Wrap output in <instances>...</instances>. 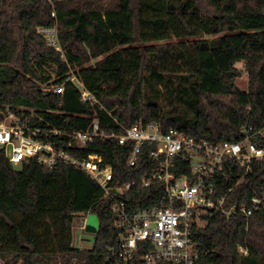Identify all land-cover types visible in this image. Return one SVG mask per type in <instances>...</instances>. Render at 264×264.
Segmentation results:
<instances>
[{"label":"trees","instance_id":"trees-1","mask_svg":"<svg viewBox=\"0 0 264 264\" xmlns=\"http://www.w3.org/2000/svg\"><path fill=\"white\" fill-rule=\"evenodd\" d=\"M55 24L63 52L37 31ZM243 70L246 90L237 83ZM73 76L96 100L81 99ZM58 84L62 93L44 90ZM5 106L68 132L86 130L94 119L109 133L157 121L165 131L212 143L239 140L244 126L264 122V0H0V109ZM129 150L107 138L74 152L101 154L119 186L149 168V159L127 167ZM263 185L264 161H253L244 175L227 160L216 195L248 204ZM127 197L139 208L160 204L165 193L154 184ZM92 211L100 218L94 244L78 247L75 222ZM115 220L103 188L82 169L48 168L34 159L15 166L0 148V264H148L149 244L142 242L132 260L114 256ZM193 235L202 264H264L262 212L248 228L245 217L215 214Z\"/></svg>","mask_w":264,"mask_h":264},{"label":"built area","instance_id":"built-area-1","mask_svg":"<svg viewBox=\"0 0 264 264\" xmlns=\"http://www.w3.org/2000/svg\"><path fill=\"white\" fill-rule=\"evenodd\" d=\"M37 31L49 45L63 52L57 24L39 26ZM70 79L81 88L83 101L96 100L78 77ZM44 90L62 93L64 84L50 85ZM107 138L129 144L127 167H138L149 159L148 170L140 178L115 186L113 166L105 163L101 154L81 156L74 152ZM0 148L15 166L30 159L48 168L71 164L96 181L116 215L118 246L114 256L125 262L133 259L142 242L149 244L143 255L148 264H202L204 252L193 235L194 227L205 226L210 216L220 214L226 219L245 217L248 228L255 212L264 214V185L248 204L216 195L225 161H235L244 169V175L251 171L253 161H264V122L260 126H244L239 140L212 143L176 128L165 131L157 121H140L124 128L122 133H109L94 119L88 129L68 132L48 122L24 119L5 106L0 109ZM154 184L161 185L165 199L160 204L132 208L127 193ZM238 184L236 181L228 192ZM241 250L247 252L242 247Z\"/></svg>","mask_w":264,"mask_h":264},{"label":"rangeland","instance_id":"rangeland-1","mask_svg":"<svg viewBox=\"0 0 264 264\" xmlns=\"http://www.w3.org/2000/svg\"><path fill=\"white\" fill-rule=\"evenodd\" d=\"M211 38L212 36H206ZM237 66L244 69V63L238 62ZM238 86L244 90L248 88V75L243 70L242 75L237 80ZM46 87V86H45ZM49 87V86H48ZM20 166V165H17ZM76 228L74 230L75 244L81 248H90L94 244V235L97 233L100 224L99 215L96 212H88L81 222V219H77L75 222Z\"/></svg>","mask_w":264,"mask_h":264}]
</instances>
